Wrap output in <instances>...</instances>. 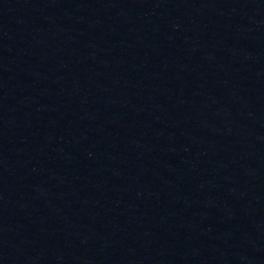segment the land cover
Wrapping results in <instances>:
<instances>
[{
  "label": "water",
  "instance_id": "water-1",
  "mask_svg": "<svg viewBox=\"0 0 264 264\" xmlns=\"http://www.w3.org/2000/svg\"><path fill=\"white\" fill-rule=\"evenodd\" d=\"M0 150L100 264H264V0H0Z\"/></svg>",
  "mask_w": 264,
  "mask_h": 264
}]
</instances>
